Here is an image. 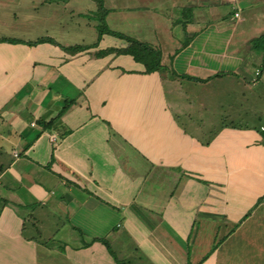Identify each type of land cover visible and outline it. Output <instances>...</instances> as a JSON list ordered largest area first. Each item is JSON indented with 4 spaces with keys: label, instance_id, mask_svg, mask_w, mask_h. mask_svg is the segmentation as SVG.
Segmentation results:
<instances>
[{
    "label": "crops",
    "instance_id": "obj_1",
    "mask_svg": "<svg viewBox=\"0 0 264 264\" xmlns=\"http://www.w3.org/2000/svg\"><path fill=\"white\" fill-rule=\"evenodd\" d=\"M191 36L185 47L169 52L170 61L184 55L181 61L203 80L225 74L212 69L219 55L210 53L209 45L185 52ZM174 39L179 40L167 32L165 47ZM5 44L0 45L6 52L0 56V264H115L102 244H84L106 235L119 240L112 227L119 229L122 223L138 250L130 248L129 253L143 256L141 264H175V253L182 255L183 264H202L208 251L198 249L199 244H190V263L184 258L195 224L201 222V229L206 224L216 237L213 242L226 238L242 220L258 216L264 206V144L256 130L223 125L203 144L178 121L181 105L159 90L158 76L146 78L155 72L142 74V66L126 55L93 57L96 50L111 46L70 55L61 49L53 53L49 43L26 45L19 37ZM89 56L103 62L105 80L123 79L130 88L138 82L136 87L154 90H112L106 96L95 88L85 91L86 98L65 99V85L82 73L72 66L84 65ZM58 65L67 68L66 74ZM46 71L54 75L43 77ZM201 71L208 76L198 77ZM116 91L117 103L125 91L136 94L128 106L132 114L121 118L119 107H112L115 97L109 96ZM68 103L59 121L39 132L36 121L48 122ZM135 116L141 128L132 123ZM160 183L169 187L155 189ZM112 214L122 221L97 233L91 223L109 222L105 217ZM48 218L54 225L40 241ZM219 227L226 230L221 236ZM213 262L224 264L218 254Z\"/></svg>",
    "mask_w": 264,
    "mask_h": 264
},
{
    "label": "rangeland",
    "instance_id": "obj_2",
    "mask_svg": "<svg viewBox=\"0 0 264 264\" xmlns=\"http://www.w3.org/2000/svg\"><path fill=\"white\" fill-rule=\"evenodd\" d=\"M102 3V7L109 11L105 22L110 29L160 48L161 69L152 77L146 78L153 80L158 76L159 90H162L163 95L171 103L176 102L181 105L179 107L181 113L178 111L176 115L185 130L190 131L201 141H209L223 125L251 131L264 127V62L262 61L264 45L259 44L253 49L250 44L253 39L264 33V0H102ZM234 12L237 15H233ZM100 18L102 17L98 14V0H0V38L8 36L17 40L19 37L20 41L26 42V45L47 37L64 47L83 44L96 45V49L118 46L121 42L109 35H103L97 40L96 26L101 22ZM183 21H186L185 26H187L185 36L180 25ZM167 32L174 33L179 39H174L175 41L172 42L174 47H165ZM193 33H197L195 37ZM190 35L193 39L185 52L189 54L193 48L207 49L209 45L210 53L219 55L212 63V69L215 72L226 71L225 74L210 78L204 83L179 77L185 73L192 77L197 74L189 67L190 65L181 61L184 55L174 59L173 62L169 57V52L181 47L184 39ZM116 42L118 43L115 44ZM2 43L0 45H6L7 42ZM49 47L53 53H59L60 48L52 45ZM5 55L6 52L0 48V56ZM87 58L84 65L76 62L78 64L74 63L72 66L82 69V73H77L79 78L75 76L76 78L73 77L72 80L75 83L80 80L84 85L78 86L74 82L69 86L65 85L63 89L66 90L65 99L86 98L85 91L95 88L96 94L106 96L112 90H154L150 87L142 89L136 87L139 85L137 81V85L130 88L129 84L123 83V79L120 82L116 79L112 82L105 80L103 76L105 72L101 68L103 62L97 63L90 56ZM66 69L58 65L61 73L66 74ZM255 71L260 74L255 76ZM57 72L55 71V74ZM112 73L108 74L112 75ZM199 73L201 76L198 77L208 76V71ZM53 75V72L46 71L43 77ZM37 80L39 81V78ZM118 93L116 91L115 96L109 97H115V104L112 107H119L123 118L132 114L128 106L130 101L135 99L136 94L125 91L126 94L120 96L122 102L117 103ZM62 104L63 102L58 103L56 107ZM107 112L110 113V110ZM133 118L134 120L131 121L135 123V128H141V120L137 116ZM165 186L169 187L168 184L160 183L155 184L154 188L165 191L163 190ZM261 207L257 210V217L254 215L250 219L242 220V218L241 224L238 223L237 228L226 238L213 239V242L214 232L209 231L206 224H203L202 229L201 222L195 224L189 242L187 241L189 245L188 243L186 245L185 261L190 263L187 255L193 242L197 248L198 244L200 245L198 249L202 247L208 251L202 264H213L217 254L220 263L224 264H264V206ZM105 219L110 221L91 223V226L97 225V233H106L110 225L119 219L122 221V218L113 214L109 217L107 215ZM53 225L49 218L45 220L43 224L45 232H42L41 237L37 236L40 241L47 237L45 233L48 227ZM215 230L214 228L213 231ZM217 230V236L223 235L226 231L221 230V227ZM126 231L127 224L122 223L121 228L113 230V233L117 232L121 238L117 240L112 235H106V239L119 257H138V254L132 256V253H129L134 242L133 239L128 238ZM29 233L28 231L27 234ZM215 244H218V247L214 249L216 253L211 256L214 250L212 252L210 250ZM170 252L174 254L175 250L171 249ZM172 259L175 264H183L182 255L175 253Z\"/></svg>",
    "mask_w": 264,
    "mask_h": 264
},
{
    "label": "trees",
    "instance_id": "obj_3",
    "mask_svg": "<svg viewBox=\"0 0 264 264\" xmlns=\"http://www.w3.org/2000/svg\"><path fill=\"white\" fill-rule=\"evenodd\" d=\"M103 3L102 0H98V14H101L100 20L101 22L96 26L97 28V40H100L103 35H109L117 40H119L121 43H119L118 46H111V47H106L104 49H98L96 50L92 55L94 58H103L106 56L111 55L112 57L120 56V55H126L130 56L131 59L135 62L138 63L139 65L142 66V74H150L153 72H157L158 70L161 69L160 65V60H161V51L158 47L156 46H151L147 43H144L142 41L137 40L134 37H131L129 35H126L122 32L119 31H114L110 29L106 22H105V17L108 15L109 11L107 9L102 7ZM186 22H182V27L184 29ZM189 40V37H186V42H183L182 47H185L187 45V41ZM2 42H17V40H13L10 38H0V43ZM41 43H49L51 45L59 47L62 51H64L67 54L73 55L77 54L79 52H83L89 49H94L96 45H73V46H60L57 44L53 39L47 38V37H42L37 39L36 41L30 42V46H34L37 44ZM251 47L253 49H256L259 44L264 45V33L260 35L259 37L253 39L251 42ZM264 52V51H263ZM262 61L264 62V53L262 54ZM122 72H125L122 70ZM220 74H215L213 77L219 76ZM256 75H259L258 73ZM181 79H187L195 82H204L207 79H199L195 78L192 76H188L186 74H182L179 76ZM69 104L64 105L57 113L56 117L49 120L48 122H43L40 120H37L38 126H40V131L43 132L46 130H49L51 127H53L60 119L61 115L66 111L67 107ZM257 132L259 133L261 139L260 143L264 144V127H259L257 129ZM210 141V140H209ZM209 141L202 142L203 144H208ZM52 161V160H50ZM262 199V198H261ZM238 224H236L237 226ZM235 226V227H236ZM112 230H115V227H112ZM230 234V232H229ZM93 242H98L102 244L109 255L111 256L113 262L115 264H141L140 260L143 259V256H138V257H133V258H125V257H119L116 255V253L113 251L111 248L108 240L106 237H93L89 240V242L85 243L84 245L91 244ZM218 244H215L212 246L210 252H212L214 249H216ZM134 251H138L137 248H133ZM133 251V252H134ZM134 256V255H132ZM130 256V257H132ZM206 256L203 257L202 261L205 259Z\"/></svg>",
    "mask_w": 264,
    "mask_h": 264
},
{
    "label": "built area",
    "instance_id": "obj_4",
    "mask_svg": "<svg viewBox=\"0 0 264 264\" xmlns=\"http://www.w3.org/2000/svg\"><path fill=\"white\" fill-rule=\"evenodd\" d=\"M235 15H237V14H235ZM256 74H257V72H256Z\"/></svg>",
    "mask_w": 264,
    "mask_h": 264
}]
</instances>
